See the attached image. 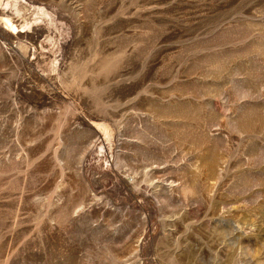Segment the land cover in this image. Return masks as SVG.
Returning <instances> with one entry per match:
<instances>
[{
  "label": "rangeland",
  "instance_id": "obj_1",
  "mask_svg": "<svg viewBox=\"0 0 264 264\" xmlns=\"http://www.w3.org/2000/svg\"><path fill=\"white\" fill-rule=\"evenodd\" d=\"M0 264H264V0H0Z\"/></svg>",
  "mask_w": 264,
  "mask_h": 264
},
{
  "label": "water",
  "instance_id": "obj_2",
  "mask_svg": "<svg viewBox=\"0 0 264 264\" xmlns=\"http://www.w3.org/2000/svg\"><path fill=\"white\" fill-rule=\"evenodd\" d=\"M92 125H93V126H96V125L98 126V124H95V123H92Z\"/></svg>",
  "mask_w": 264,
  "mask_h": 264
}]
</instances>
